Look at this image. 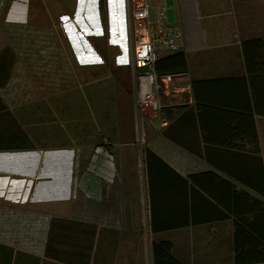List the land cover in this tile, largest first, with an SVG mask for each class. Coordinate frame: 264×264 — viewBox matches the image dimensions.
<instances>
[{"label": "crops", "instance_id": "1", "mask_svg": "<svg viewBox=\"0 0 264 264\" xmlns=\"http://www.w3.org/2000/svg\"><path fill=\"white\" fill-rule=\"evenodd\" d=\"M30 13H0V264H235L262 242L264 0H173L187 71L147 125Z\"/></svg>", "mask_w": 264, "mask_h": 264}, {"label": "rangeland", "instance_id": "2", "mask_svg": "<svg viewBox=\"0 0 264 264\" xmlns=\"http://www.w3.org/2000/svg\"><path fill=\"white\" fill-rule=\"evenodd\" d=\"M163 1L164 5H160L167 15L164 25L178 26L174 24L176 19L173 16L168 17L172 14L173 0ZM9 2L10 0H0V13L6 10ZM153 10L157 13L156 7ZM30 11V31H36L37 26H33L35 18L39 23V36L44 31L40 38L44 47H53L51 50L55 56H70L71 59L76 56L78 68L85 66L99 69L98 66L103 65L105 71L118 77L122 88L132 93L128 95L135 102L138 101L135 109L142 114V124L150 123L148 118L159 111L145 115L139 103L137 74L147 73L149 67L136 72L133 65L135 33L130 0H105L103 10L100 0H30ZM36 12L37 18L34 17ZM159 52L163 56L167 50ZM98 69L93 74L99 75L96 73Z\"/></svg>", "mask_w": 264, "mask_h": 264}, {"label": "built area", "instance_id": "3", "mask_svg": "<svg viewBox=\"0 0 264 264\" xmlns=\"http://www.w3.org/2000/svg\"><path fill=\"white\" fill-rule=\"evenodd\" d=\"M130 7L135 33L133 65L136 72L149 67L147 73L137 74L139 103L144 114L149 115L150 112H158L162 107L159 100L161 85L172 87L184 75L156 73L153 66L161 57L159 51H180L184 48L185 38L181 27L164 25L167 15L162 5L155 6L157 13L154 12V15L150 0H130Z\"/></svg>", "mask_w": 264, "mask_h": 264}, {"label": "trees", "instance_id": "4", "mask_svg": "<svg viewBox=\"0 0 264 264\" xmlns=\"http://www.w3.org/2000/svg\"><path fill=\"white\" fill-rule=\"evenodd\" d=\"M101 1V9H105V0ZM7 55H11L9 50L4 51L3 57L7 58ZM13 57V56H12ZM153 69L158 74H179V73H185L187 71V58L186 55L181 51L173 52L169 55H163L161 56L153 66ZM132 94V93H131ZM152 157H154V154H151ZM156 157V156H155ZM254 219L253 221H245L240 220L239 225L242 224L244 226H247L251 229V226L255 223ZM256 235L262 239V242L260 241L255 246L247 247V248H241L239 250V247L237 248V254L235 258V264H258L264 262V236H261L260 232L256 230ZM170 246H167L165 244L157 245L155 248L156 254L159 253V250L164 252V249L168 250ZM165 253V252H164Z\"/></svg>", "mask_w": 264, "mask_h": 264}]
</instances>
